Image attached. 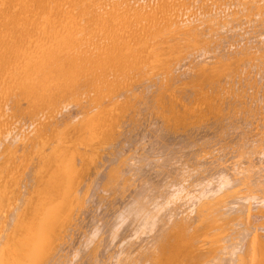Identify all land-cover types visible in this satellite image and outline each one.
I'll return each mask as SVG.
<instances>
[{"label": "bare ground", "instance_id": "6f19581e", "mask_svg": "<svg viewBox=\"0 0 264 264\" xmlns=\"http://www.w3.org/2000/svg\"><path fill=\"white\" fill-rule=\"evenodd\" d=\"M0 264H264V0H0Z\"/></svg>", "mask_w": 264, "mask_h": 264}]
</instances>
